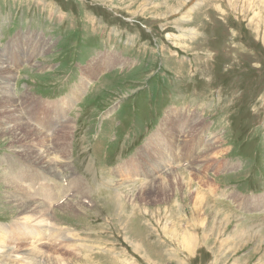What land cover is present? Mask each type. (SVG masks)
Instances as JSON below:
<instances>
[{"label":"rangeland","instance_id":"obj_1","mask_svg":"<svg viewBox=\"0 0 264 264\" xmlns=\"http://www.w3.org/2000/svg\"><path fill=\"white\" fill-rule=\"evenodd\" d=\"M52 26L58 53L47 58ZM14 40L22 50L11 62L5 48ZM97 55L121 61L119 70L100 78L103 72L91 63ZM37 59L52 63L47 74L23 70ZM10 64L20 101L15 104L11 90L0 91V109L10 102L17 114L0 110V264H31L32 258L17 254L35 244L41 254L33 264H264V210L251 207L248 214L241 199L218 200L208 192L213 185L220 195L218 187L229 185L239 196L248 188L264 190V0H0V69ZM0 73L1 86L11 82V71ZM25 80L36 84V95ZM41 96L59 99L45 108ZM148 96L155 112L177 105L178 113L170 114L169 126L149 136L144 128L139 136L127 119L139 122L152 110L132 119L127 108ZM65 97L78 102L65 112L47 111ZM103 112L104 124L94 125ZM38 123L53 136L43 143L26 130H38ZM213 133L217 141L195 158L197 139ZM218 145L223 148L214 154ZM244 148L243 163L238 153ZM167 156L166 169L154 170ZM128 161L137 164L127 172L131 178L117 170ZM228 161L237 165L229 175L216 168ZM173 179L190 182L203 200L181 188L162 199L163 184L171 189ZM117 190L122 194L114 197ZM31 206L46 209L36 216L48 218L49 231L32 241L30 233L24 240L2 232L26 222ZM169 227L188 228L196 246L187 248Z\"/></svg>","mask_w":264,"mask_h":264},{"label":"bare ground","instance_id":"obj_2","mask_svg":"<svg viewBox=\"0 0 264 264\" xmlns=\"http://www.w3.org/2000/svg\"><path fill=\"white\" fill-rule=\"evenodd\" d=\"M148 3V2H147ZM191 9V8H190ZM19 38V37H18ZM17 38V39H18ZM16 46V45H15ZM19 46V45H18ZM11 49V48H10ZM2 51V50H1ZM97 56H100V55H97ZM105 61V60H104ZM115 61V60H114ZM117 61V60H116ZM119 61V60H118ZM6 62V61H5ZM7 65V64H6ZM8 66V65H7ZM12 66V65H11ZM94 67V66H93ZM92 68V67H91ZM95 68V67H94ZM94 68H92V69H94ZM9 71H11V68H10V66L9 67H4V68H1L0 69V72H7L8 74H9ZM4 73V74H5ZM1 74V73H0ZM3 74V75H4ZM14 74H15V72H14ZM19 77V76H18ZM3 78V77H2ZM87 78V77H86ZM92 81V80H91ZM97 81V80H96ZM6 85L5 86H1L0 85V91H5L6 93H8V89L9 90H11V83L9 82V80L8 79H6ZM93 82V81H92ZM87 83V82H86ZM90 84V83H89ZM93 84V83H92ZM78 86V85H77ZM86 86V85H85ZM8 88V89H7ZM85 89V88H84ZM77 91V90H76ZM84 90H83V88L81 89V92H83ZM80 92V91H79ZM85 92V91H84ZM128 93V92H127ZM10 94V93H9ZM12 94V93H11ZM74 94V93H73ZM7 95V94H6ZM14 95V94H13ZM127 96V95H126ZM76 97V96H75ZM80 97V96H79ZM78 100V98H74V97H71V98H69V97H65V98H62L61 99V101L57 104V105H61V106H52V107H54L56 110H55V113L57 112V111H60V112H62V111H64V110H66L67 109V107L69 106V105H72L75 101H77ZM194 103V102H193ZM0 110H4V112H7V113H9L10 115H15L16 114V108H15V105H12L10 102H7L6 104H4L3 105V108L2 109H0ZM65 112V111H64ZM171 112V111H170ZM54 114V113H53ZM55 115H57V114H55ZM58 115H60V114H58ZM202 115V114H201ZM9 116V115H8ZM11 116V117H12ZM16 116H17V114H16ZM20 115H18V117H19ZM177 116V115H176ZM196 116V115H195ZM198 116V115H197ZM204 117V116H203ZM57 118H58V116H57ZM200 118V117H199ZM64 119V118H63ZM197 119V118H196ZM16 120V119H15ZM20 121V120H19ZM23 121V120H22ZM51 121H53V120H51ZM13 122V121H12ZM15 122V121H14ZM67 122V121H66ZM196 122V121H195ZM27 124V123H26ZM65 124V123H64ZM16 125V124H15ZM27 126V125H26ZM45 126V125H44ZM63 126V125H62ZM55 127V126H54ZM25 128V127H24ZM200 128V127H199ZM198 128V129H199ZM28 129V130H27ZM26 130L27 131H29L31 134H32V136H35V137H37L38 139H40L41 140V142L43 143V140L45 139V136L46 137H48V136H50V135H48L46 132H44V127H43V125H39V127H38V130H37V128L35 129L34 127H32V126H27V128H26ZM13 131V130H12ZM67 130H65L64 132H66ZM204 132V131H203ZM176 133V132H175ZM208 133V132H207ZM64 134V133H63ZM177 134V133H176ZM180 134V133H179ZM202 135H205V133H201ZM65 135V134H64ZM195 135V134H194ZM214 135L215 134H212L211 135V137H208V135H206V136H203V137H200L199 139H197V141H196V144H197V146H195L194 145V147H195V150H196V152H197V154L199 155L201 152H204V151H206V150H208V149H210V147H208V143H210V142H212L213 144H214V142H216L217 141V138H215L214 139ZM17 136V134H15V137ZM201 136V135H200ZM50 137H53V136H50ZM59 137V136H58ZM72 137V136H71ZM17 138V137H16ZM17 140H19V139H17ZM21 140V139H20ZM214 141V142H213ZM54 143V145H55V147H57L58 148V150L60 149V146H58V144H55V142H53ZM62 144H65V143H63V142H61ZM191 143V142H190ZM200 147V148H199ZM65 149V148H64ZM63 150V149H62ZM166 150V149H165ZM64 151H66V149L64 150ZM145 153V152H144ZM144 153H143V155H144ZM148 153H149V151H148ZM209 153V152H208ZM211 153V152H210ZM30 155H35V153L34 152H32V153H29ZM58 154V153H57ZM56 154V155H57ZM204 154V153H203ZM52 155V154H51ZM59 155V154H58ZM150 155V154H149ZM165 155V154H164ZM206 155V154H205ZM50 156V155H49ZM53 156V155H52ZM60 156V155H59ZM152 156V155H151ZM207 156V155H206ZM57 157V156H56ZM159 157V156H158ZM38 158V157H37ZM44 159V158H43ZM167 159H169V160H167ZM30 160V159H29ZM35 160V159H34ZM40 161H41V159H39ZM55 160V159H54ZM58 160H59V158H58ZM163 160H167V161H161V162H159L158 164H155V167H154V170H157V171H160L161 170V172L163 171L162 169H166V167L170 164V158L167 156V158L166 159H164L163 158ZM38 161V160H37ZM36 161V162H37ZM49 161V160H48ZM64 161V160H63ZM44 163V162H43ZM55 163V162H54ZM58 163V162H57ZM150 163V162H149ZM125 166H126V168H125ZM152 167V166H151ZM45 168V167H44ZM129 168H133V167H131L130 166V164L129 163H125V164H122V165H120L118 168H117V170H118V172L119 173H122V174H124V176H129L130 178H131V175H129V174H127V172H128V170H129ZM135 169V168H134ZM153 169V168H152ZM90 170V169H89ZM136 170V169H135ZM147 170V169H146ZM143 171V170H142ZM187 171V170H186ZM137 172V171H136ZM140 172V171H139ZM152 172V171H151ZM143 173V172H142ZM146 173H143V176L145 175ZM175 174H176V172H175ZM178 175H180V174H178ZM14 176V175H13ZM106 176V175H105ZM105 176H103V178L105 177ZM122 175H120L119 174V177H121ZM123 176V177H124ZM152 176V175H151ZM155 176H157V175H155ZM181 176V175H180ZM107 177V176H106ZM141 177V176H140ZM177 177V176H176ZM153 178V177H152ZM151 178V179H152ZM180 178V177H179ZM7 179H9V181L12 183V181H13V177L11 176V177H8ZM101 179V178H100ZM106 179V178H105ZM113 179V178H112ZM135 179L137 180V178L135 177ZM155 179V178H154ZM156 179H157V177H156ZM174 179H175V177H174ZM173 179V180H174ZM118 180V179H117ZM129 180V179H128ZM105 181V180H104ZM107 181V180H106ZM110 181V180H109ZM168 181V180H167ZM103 182V181H102ZM133 182V181H132ZM147 182V181H146ZM157 182V181H156ZM160 182V181H159ZM161 182H163V180L161 181ZM184 184H182V183ZM84 183V182H83ZM113 183V182H112ZM125 183V182H124ZM145 183V182H144ZM155 183V182H154ZM19 184V183H18ZM126 184V183H125ZM129 184V183H128ZM157 184V183H156ZM27 185V184H26ZM40 185V184H39ZM35 186V187H40V186H42V185H40V186ZM109 185V184H108ZM111 185V184H110ZM141 185V184H140ZM139 185V186H140ZM160 185V184H159ZM16 186H18V185H16ZM122 186H124V185H122ZM142 186V185H141ZM81 187H83V186H81ZM102 187H104V186H102ZM154 187V186H153ZM152 187V188H153ZM41 188V187H40ZM109 188V187H108ZM112 188V187H111ZM115 188V187H114ZM114 188H112V189H114ZM178 188H181V189H183V190H186V191H188L189 192V194L191 195V197H192V199H194L196 202L198 201V200H200V201H202L203 200V198H204V196H201L199 193H200V191H198V189L197 188H194L192 185H191V183L189 182H187V181H183V180H181V181H179L178 179H176V180H174V182H173V185L171 186V189L169 188V187H167L166 185H164L163 184V186H162V193H160L161 194V198L162 199H164L165 197H167L169 194H171L172 193V191L174 190L175 192H176V190L178 189ZM200 188V187H199ZM18 189H22V186H18ZM26 189H28V188H26ZM139 189H141V187H139ZM144 189V188H143ZM166 189H169V191L168 190H166ZM57 190V189H56ZM160 190V189H159ZM118 191V192H117ZM117 191H115V196L114 197H116V196H120V194H122V192L120 191V190H117ZM148 191V190H147ZM150 191V190H149ZM179 191H181V190H179ZM43 192L44 193H48V190H46L45 188L43 189ZM144 192V191H143ZM178 192V191H177ZM212 192V191H211ZM23 194V193H22ZM25 194V193H24ZM142 194V193H141ZM41 195V194H40ZM78 195H79V193H78ZM187 195V194H186ZM185 195V196H186ZM207 195V194H206ZM51 195H49V197H50ZM80 196V195H79ZM23 197V196H22ZM42 197V196H41ZM130 197V196H129ZM142 197V196H141ZM44 198V197H43ZM83 198V197H82ZM133 198V197H132ZM159 198H160V196H159ZM160 198V199H161ZM141 199V198H140ZM41 200H43V199H41ZM117 200H118V198H117ZM131 200H133V199H131ZM158 200V199H157ZM30 201V200H29ZM28 201V202H29ZM40 201V200H39ZM23 202V201H22ZM25 202V201H24ZM37 202H38V200H37ZM35 203V204H38V203ZM82 203V202H81ZM40 204V203H39ZM50 204V203H49ZM63 204V203H62ZM11 205V204H10ZM23 205V204H22ZM200 205V204H199ZM39 206V205H38ZM41 206L43 207V205L41 204ZM41 206H39V207H41ZM50 206L52 207V205L50 204ZM77 206H78V204H77ZM201 206V205H200ZM33 206H31V210H30V212H31V214H29V215H31L30 217H26L25 218V221L26 222H17V223H15L13 226L12 225H10V226H12V227H5V228H3L2 229V232L4 233V234H6V235H8V236H18V234L19 235H21L22 236V238L24 239V240H26V239H30V238H28V237H26L27 236V234L28 233H30L31 235H32V238L30 239L31 241H32V239L33 238H35V237H37V235H39V232H41V231H45V232H47V231H49L50 229H51V227H47V225H49L48 223H49V220H48V218H41V217H43V216H36L37 215V213H41V212H43V211H45L46 212V209H42L41 208V210L38 212L37 210H35V209H33L32 208ZM47 207H49L48 205H47ZM74 207V206H73ZM79 207V206H78ZM81 207V206H80ZM24 209H25V207H24ZM90 209V208H89ZM39 210V209H38ZM261 210V209H260ZM49 211V210H48ZM76 211V210H75ZM43 213V214H46V213ZM35 214V215H34ZM91 214V213H90ZM93 215V214H92ZM33 217V218H32ZM38 218H40V219H38ZM23 221V220H22ZM40 223V224H39ZM52 223V222H51ZM52 225V224H51ZM36 226L37 227H39V228H41V229H39V228H36ZM56 227V226H55ZM58 227V226H57ZM170 228V227H169ZM237 228V227H236ZM172 229V231L174 230V232L176 233V235H177V232H179V240H181V241H183V245H185L187 248H192V247H195L196 246V241H197V237H194L193 235H192V233L190 234L189 232H188V228H186L185 230L187 231H185L184 230V232H181L180 230H178V229H176V228H170V230ZM1 232V231H0ZM42 233V232H41ZM0 234H2V233H0ZM29 234V235H30ZM3 235V234H2ZM43 235H41V237H42ZM65 236V235H64ZM3 238H4V236H3ZM61 238V237H60ZM174 238V237H173ZM7 239V238H6ZM238 239V238H237ZM241 239V238H240ZM18 240H22V239H18ZM80 240V239H79ZM255 240V239H254ZM238 241H239V239H238ZM237 241V242H238ZM0 242H1V240H0ZM34 242V241H33ZM235 242V241H234ZM4 243V242H3ZM19 243V242H18ZM21 243V242H20ZM24 243V242H23ZM17 245V244H16ZM3 247V246H2ZM15 247L16 246H13V247H11L12 249H15ZM19 247H20V245H19ZM88 247V246H87ZM38 246H36V244L35 245H31L30 247H28V248H26V249H24V250H26V251H24V253H20L19 255L17 254V258H23V257H25L26 255V257H29V258H32V261H31V264H33L34 262H35V257H36V255H37V253L38 254H41V251L40 250H38ZM18 249V248H17ZM90 249V248H89ZM3 250V249H2ZM43 251V250H42ZM37 258H38V256H37ZM86 258V257H85ZM22 260V259H21ZM26 260V259H25ZM23 262V261H22ZM25 263V262H24ZM14 264V263H13ZM21 264V263H20Z\"/></svg>","mask_w":264,"mask_h":264},{"label":"crops","instance_id":"obj_3","mask_svg":"<svg viewBox=\"0 0 264 264\" xmlns=\"http://www.w3.org/2000/svg\"><path fill=\"white\" fill-rule=\"evenodd\" d=\"M18 37H16L15 39H17ZM11 46H8V47H6L5 48V50L6 51H8L9 53H11L15 58L16 57H18V55L21 53V50H22V48H21V44L18 42V41H16V40H14L13 42H11ZM16 45V46H15ZM19 45V46H18ZM11 48V49H10ZM4 50V51H5ZM7 53V52H6ZM86 52H84L83 53V55L85 54ZM110 54V53H109ZM101 57V55L100 56H97L96 58L97 59H99ZM111 57V59H112V56H110ZM111 64L110 62H108V61H103V60H101V61H99V62H97L96 64H95V66L94 67H96V65H97V67H96V70H98L99 68H101L102 66H104V65H107V64ZM121 63V61H118V65H115L116 67L117 66H119V64ZM12 64H10L9 66H10V68H11V77H12V79H11V91L13 92V88H14V86H15V84H14V75H16V73L14 74V72L12 71L13 69H15L14 67H12L11 66ZM95 70V71H96ZM29 71V74L30 73H32L33 71H31V70H28ZM28 74V75H29ZM23 83V82H22ZM94 83V82H93ZM11 91L9 90L8 91V93H10L11 94ZM6 93V92H5ZM13 94H14V96H13V99H15V104H18L19 105V103L17 102V100H19L20 101V98H18L16 95H15V93L13 92ZM12 95V94H11ZM150 96V95H149ZM148 96V101L147 102H143L144 104H138L139 102H137V105H132V106H130V108H127V112H128V117H130V118H132V119H134V116H135V114L136 113H142V110H152L153 111V114L152 115H148L145 119H143V120H141V121H139V122H134L133 120H130V119H127V121H128V123L129 124H127L126 126L127 127H130V128H133V129H135V130H137L138 132L139 131H141L142 129H144V128H146V132L148 133V132H150V131H152V130H154L155 128H157L158 126H159V124L157 123V118H159V120H160V118L162 119V120H164V121H166V125H168V124H171L172 122L170 121V114L172 113V116H174V115H177V110H178V107L177 106H171V107H169V108H167V109H165V110H163V111H160V112H155L156 111V105H155V103L150 99V97ZM5 96L4 95H0V99L1 98H4ZM135 100H136V98H134V99H131L129 102L132 104L133 102H135ZM50 106H54V105H49V107H48V109H47V111L49 112V110H51V111H53L52 112V114L53 113H55V108L54 107H50ZM56 107L58 106H61V105H55ZM173 107V109L171 110V108ZM171 111V112H170ZM167 114H168V119L167 120H165V118H166V116H167ZM150 118V119H149ZM111 120H113V117H110L109 118V120H107V125L105 126V128L104 129H107V127H108V125H109V122L111 121ZM176 119H173V121H175ZM106 120H104L103 121V124H104V122H105ZM41 123H38L37 124V126H39ZM94 125H97V122H94ZM119 127V126H118ZM104 129L103 128H101V133L103 134L104 133ZM56 134H58V132L56 133ZM106 135V134H105ZM56 136V135H55ZM100 142H102L103 140H99ZM105 143V142H104ZM123 164H125V163H123ZM118 168V167H117ZM125 168H126V166H125ZM209 191H212V192H209ZM216 189H215V185H213L212 186V190H208V192L209 193H216ZM257 207H260V208H262V210H264V191L260 194V199L259 200H257V203H256V208ZM260 214H263L264 215V212L263 213H260ZM264 227V225L261 227V228H263ZM248 228L249 229H253V227H252V224L251 225H249L248 226Z\"/></svg>","mask_w":264,"mask_h":264}]
</instances>
